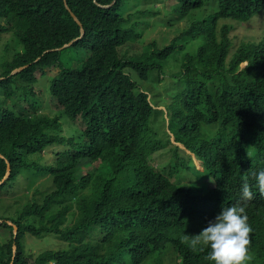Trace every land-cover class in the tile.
Masks as SVG:
<instances>
[{
    "label": "trees",
    "instance_id": "obj_1",
    "mask_svg": "<svg viewBox=\"0 0 264 264\" xmlns=\"http://www.w3.org/2000/svg\"><path fill=\"white\" fill-rule=\"evenodd\" d=\"M150 1L0 0V41L12 33L21 46L0 52V200L27 198L15 216L0 214L11 231L0 264H214L190 240L241 203L246 264H264L253 176L264 170V27L244 40L233 26L253 25L264 0ZM152 16L169 21L170 38L155 36ZM186 18L178 32L172 21ZM155 86L175 144L162 166L151 160L167 148L151 128ZM46 99L57 109L44 112ZM42 178L50 188L31 198L29 181ZM27 234L66 247L35 253Z\"/></svg>",
    "mask_w": 264,
    "mask_h": 264
},
{
    "label": "rangeland",
    "instance_id": "obj_2",
    "mask_svg": "<svg viewBox=\"0 0 264 264\" xmlns=\"http://www.w3.org/2000/svg\"><path fill=\"white\" fill-rule=\"evenodd\" d=\"M150 3L152 6L160 8L161 10L166 6V4H168L166 0H151ZM145 5H148V4H145L143 2L141 3L140 7H144ZM157 8H155L153 12H156L158 10ZM151 20H152L151 25L154 26L153 30L156 33L155 36H157L158 38H162V39L165 38V34L170 38L172 34L174 33L173 28H171L170 33L168 32L169 28L167 26L171 24H169V21L168 22L166 21L167 19L165 20L162 19L163 20L162 21L161 16H152ZM187 20L188 19L186 18L183 21H172V24L176 25V27L178 28V32H179L191 23L190 18L188 21ZM233 26H234L235 36L239 37V39L247 40L252 35V32L254 30L264 27V13L262 14L261 18H258L255 20L253 25L249 23H245V24H238V23L235 24L234 23ZM2 36L3 37L0 41V50L3 49V51H0L2 52L1 54H4L3 52L6 46L9 45V43H5L6 41L11 42L13 44L14 50H15V47L17 50L21 49L20 44L18 43V41L16 40V38L14 37L12 33H3ZM194 47L195 45L192 46V48ZM244 65L245 63L242 64V66ZM41 80H42L40 84L41 86L39 87V90H38L39 93L37 96H41L42 101L44 102V99L46 96H49L51 98V94L49 90L47 89L49 85L48 83L49 81L43 75H41ZM39 82H40V79H39ZM36 86H38V84H36ZM42 88L43 89L46 88V91H42ZM160 88L162 91V86H155L153 87L152 91H150L151 98L157 109L156 115L152 119L151 128L153 129V133H156V136L160 139V141L163 143H166L167 148L161 149L152 155L151 160L156 166H162L163 164L168 163L170 161L172 153H173L172 148H173V145H175L173 143L174 138L172 134L169 133L166 127V122L164 121V112L166 110L167 102L166 103L162 102L161 97H160V94H161ZM56 109L57 107L55 103L49 102L46 99L44 103V112H50ZM168 141L169 143H167ZM29 183L32 186V188L30 189L31 198H33L32 191L34 192V190L36 189L45 191L50 188V183L47 181L46 178H42L38 183L34 182L33 184L32 181H29ZM22 194H23V191L18 193L17 195L18 197H15V198L7 197V198L0 200V214L6 215L7 217L15 216L17 205L15 207L13 206L17 200H19V203H18L20 206L19 209L24 208L27 198L23 196V198L20 199L19 196ZM10 237H11L10 229L0 227V244H3L7 240H9ZM24 243H25L26 250H31L35 253L37 252L39 253L47 249L55 250V249L66 247V245L64 246V242H62L57 236L53 234H48V235H43V236H33L30 234H27L24 238Z\"/></svg>",
    "mask_w": 264,
    "mask_h": 264
},
{
    "label": "clouds",
    "instance_id": "obj_3",
    "mask_svg": "<svg viewBox=\"0 0 264 264\" xmlns=\"http://www.w3.org/2000/svg\"><path fill=\"white\" fill-rule=\"evenodd\" d=\"M20 69L21 67L13 73ZM251 155L250 152H247L248 158H251ZM253 176L259 193L264 196V170L258 174L253 173ZM252 198V188L245 178L240 189V200L247 202ZM251 232L252 228L248 223L246 207L243 203L223 207L215 219L209 221L206 228L199 234L192 236L189 246L196 249L197 245H202L204 248L210 249L207 260L214 262V264H246L252 259L249 255ZM184 242H188L187 238Z\"/></svg>",
    "mask_w": 264,
    "mask_h": 264
},
{
    "label": "water",
    "instance_id": "obj_4",
    "mask_svg": "<svg viewBox=\"0 0 264 264\" xmlns=\"http://www.w3.org/2000/svg\"><path fill=\"white\" fill-rule=\"evenodd\" d=\"M104 7H106V6H104ZM75 17V16H74ZM10 173V167H9V165H8V167H7V174H6V176L3 178V179H5L7 176H8V174ZM2 183V181H0V184ZM14 230H15V233H16V227H14Z\"/></svg>",
    "mask_w": 264,
    "mask_h": 264
}]
</instances>
